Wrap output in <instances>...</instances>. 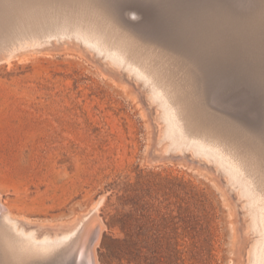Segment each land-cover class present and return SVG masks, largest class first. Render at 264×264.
Returning <instances> with one entry per match:
<instances>
[{
  "label": "rangeland",
  "instance_id": "1",
  "mask_svg": "<svg viewBox=\"0 0 264 264\" xmlns=\"http://www.w3.org/2000/svg\"><path fill=\"white\" fill-rule=\"evenodd\" d=\"M22 38L28 45L33 32ZM49 42L0 63V195L12 215L52 236L97 216L98 264H247L252 234L237 192L204 160L173 150L143 82L81 46ZM141 61L159 67L174 96L195 95L197 67L180 47ZM215 68L210 105L263 130L264 61L256 76L239 61Z\"/></svg>",
  "mask_w": 264,
  "mask_h": 264
},
{
  "label": "bare ground",
  "instance_id": "2",
  "mask_svg": "<svg viewBox=\"0 0 264 264\" xmlns=\"http://www.w3.org/2000/svg\"><path fill=\"white\" fill-rule=\"evenodd\" d=\"M168 12L170 36L164 30ZM129 14L141 21L134 22ZM26 31L33 32L29 46L19 43ZM50 40L81 46L143 82L149 102L163 111L165 136L173 150L204 160L237 192L246 211L244 226L252 234L244 256L247 264H264V128L218 111L208 96V86L217 87V66L239 61L247 72L256 76L259 71L264 61V0H0V63L18 50L49 47ZM168 45L180 47L195 61L198 87L192 98L174 96L159 67L141 61L142 54L163 55ZM93 221L83 229H51L57 234L52 236L45 228L41 234L35 225L15 218L0 195V264H98L95 248L102 227Z\"/></svg>",
  "mask_w": 264,
  "mask_h": 264
}]
</instances>
